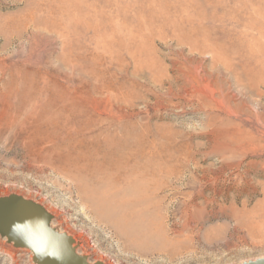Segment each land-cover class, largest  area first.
Returning <instances> with one entry per match:
<instances>
[{
  "label": "rangeland",
  "instance_id": "rangeland-1",
  "mask_svg": "<svg viewBox=\"0 0 264 264\" xmlns=\"http://www.w3.org/2000/svg\"><path fill=\"white\" fill-rule=\"evenodd\" d=\"M24 99L33 118L0 120V213L90 264L264 258V0H0V108ZM65 101L139 132L143 179L34 161L79 148L36 123ZM0 264L39 263L0 227Z\"/></svg>",
  "mask_w": 264,
  "mask_h": 264
},
{
  "label": "bare ground",
  "instance_id": "bare-ground-1",
  "mask_svg": "<svg viewBox=\"0 0 264 264\" xmlns=\"http://www.w3.org/2000/svg\"><path fill=\"white\" fill-rule=\"evenodd\" d=\"M35 107V104L27 103L25 99L24 102L14 108L11 105H6V107L0 108V120L2 123H8L9 120L16 123L23 118L31 119L34 116ZM36 123L39 126L48 127L54 125V128H57V125H62L59 130L65 131L68 134L71 143L79 144V148L75 150H72L71 148L68 149L70 144L65 147H53L47 154L43 151L37 152L33 157L34 161L62 168L64 171L70 169L80 170L84 176L87 178L91 177V180L93 181H96L97 179L99 180V175L103 172H107V175L113 179H143L142 173L145 174L146 170L144 169L145 172H142L141 175L139 174L138 169L140 164L138 165V161L142 154L140 147L143 142L142 139L144 138L137 131L132 133V130L131 135H119L116 132L115 127L121 126L125 123L130 125L125 122V120L112 119L107 122L103 119H94L93 117L86 115L85 109H83L80 103H70L65 101L53 102L45 105L40 111L39 119H37ZM131 125L133 126V124ZM40 132L42 133V131ZM51 133V131L47 132L44 130V136H47L49 140H52ZM73 134H76L77 138H73ZM35 138V136H29L25 141V144H35ZM37 142L39 143V140H37ZM50 152L51 155H49ZM152 157L154 158L153 155ZM130 163H133V166H129ZM87 166H89V168L91 167V170L88 173L84 170ZM129 167L131 168L130 171ZM148 168L151 167L148 166ZM152 168L150 169V172H152ZM148 170L149 169H147V171ZM94 171H97V175L96 173H93ZM152 176L153 175H151V177ZM147 179V184L145 183L144 186H153V179H149V176ZM6 229L18 235L16 230L10 228ZM21 237L25 239L23 236Z\"/></svg>",
  "mask_w": 264,
  "mask_h": 264
},
{
  "label": "water",
  "instance_id": "water-1",
  "mask_svg": "<svg viewBox=\"0 0 264 264\" xmlns=\"http://www.w3.org/2000/svg\"><path fill=\"white\" fill-rule=\"evenodd\" d=\"M33 212L43 214L35 207ZM24 221L12 213H0V227L16 230L24 241L25 247L34 254L39 264H90L85 258L76 254L71 238L64 235L52 236L43 229ZM244 264H264V258Z\"/></svg>",
  "mask_w": 264,
  "mask_h": 264
}]
</instances>
